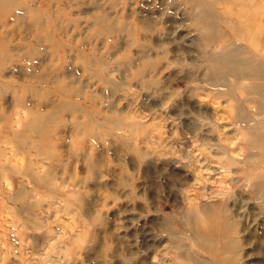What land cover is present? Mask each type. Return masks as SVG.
<instances>
[{
	"label": "rangeland",
	"instance_id": "obj_1",
	"mask_svg": "<svg viewBox=\"0 0 264 264\" xmlns=\"http://www.w3.org/2000/svg\"><path fill=\"white\" fill-rule=\"evenodd\" d=\"M14 1L0 12V264H264V158L228 162L264 153L245 133L264 89L204 74L226 52L254 63L241 8ZM214 206L237 225L224 258L197 237L220 239Z\"/></svg>",
	"mask_w": 264,
	"mask_h": 264
},
{
	"label": "bare ground",
	"instance_id": "obj_2",
	"mask_svg": "<svg viewBox=\"0 0 264 264\" xmlns=\"http://www.w3.org/2000/svg\"><path fill=\"white\" fill-rule=\"evenodd\" d=\"M192 1L193 3H191V11H193V7L194 5H196V3L202 2V0H192ZM231 1H233L234 4L237 5L235 9L241 8L240 12H238L237 14L245 17L246 18L245 25L247 27H250L251 36L249 37L248 42L249 44L252 45L251 49L254 50L253 52L254 53V63L253 64H251L250 62L237 63L236 61L232 59L231 55L228 52H226L225 54H221L219 56V60L213 59L214 63L208 66H205V64H203L205 67H208L206 70L207 73H204L205 79L208 78L209 80H214V79L224 80L225 79L224 73L227 70L229 71V73L233 75L243 77V79H239V82H241L240 88L245 89L246 87L248 92L253 93L255 95L254 97L258 95L261 96L262 94H260V92H262V89H264V83H261L259 81L247 83L246 80H249V79L250 80H258V79L263 80L264 79V72H263L264 62L258 60L257 58L259 57L260 59L264 60V16L262 15L263 14L262 11L264 10V5L255 3L253 0H231ZM15 3L16 1L14 0H0V12L3 13L2 15L5 16V18L7 15L13 16L11 14L13 11L9 6ZM21 3L23 4V2ZM22 7H24V4ZM232 11H235V10L232 9ZM247 14L248 16H246ZM35 22L36 24L39 25V27L41 26L39 18H37ZM24 25L26 26L27 24H24ZM235 27L236 26H233V24H231L232 33H233V30H235ZM107 28L112 30V26L110 23ZM200 28L202 30V37L200 39L201 49L210 51V47L213 46L215 34L208 32L207 33L209 35L208 36L203 31L204 29L203 23H201ZM237 31L238 29L236 27V35L239 36L240 34H237ZM39 34L37 36L38 41L36 44L40 46L42 37ZM149 62L150 61H145L144 64H142V66H144L146 63H149ZM137 73H141L140 69L137 70ZM133 76L136 77V75H133ZM262 104H263L262 107L264 108V103H260V101L257 103V106L259 105V108H261ZM63 108H69V106L64 103ZM244 116L245 114H243L239 109V111L237 112V120H242V121L246 120ZM247 124L248 126L245 127L246 128L245 133H247V135L249 136V138L246 139L247 142L249 144H254V146L255 145H258L259 147L264 146V130L262 129L264 127V119H257L256 121L249 122ZM22 138L23 136L20 137V139ZM243 150L244 148L242 147H238L236 149L231 150L232 156H229L228 162L231 159H233V160H242L245 163L250 164V163H256L253 160L254 157L264 158V153H261V154L252 153V156L248 158L246 155L243 156L244 155L242 153ZM258 161L262 162V160H257V162ZM262 187H263L262 192L264 193V185H262L261 188ZM216 208L218 207L214 206L213 210L211 209V214H212L211 216L213 218H212L211 224H209L208 230L210 233L213 232L220 236V239L217 240L218 244L214 239L209 238L206 235L198 234L197 237L200 243H202L204 249L207 252H209V254L220 253V255H223V258H224L226 256L224 254H227L231 251L233 252V249L235 247L234 244L237 238L234 237V232H236L237 230V225H233L231 221H229L227 214H225L222 210L218 211ZM211 260L214 261L213 259ZM196 264H208V263L201 261V260H196Z\"/></svg>",
	"mask_w": 264,
	"mask_h": 264
}]
</instances>
